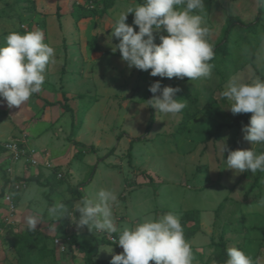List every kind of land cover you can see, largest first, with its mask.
Listing matches in <instances>:
<instances>
[{
  "label": "rangeland",
  "instance_id": "obj_1",
  "mask_svg": "<svg viewBox=\"0 0 264 264\" xmlns=\"http://www.w3.org/2000/svg\"><path fill=\"white\" fill-rule=\"evenodd\" d=\"M139 1L0 0V46L10 32L39 30L57 59L46 68L41 92L20 109L0 102V264H86L95 241L101 245L94 263L110 264L123 252L119 231L75 226L76 205L101 188L117 193L119 230L169 212L181 222L193 211L198 223L184 225L193 232L187 240L193 264H216L220 238L226 250L236 247L264 264V206L258 203L264 172L235 173L227 169L228 153L220 151L226 142L233 151L264 152V145L243 139L252 114L233 115L220 96L233 76L264 79V2L204 0L214 67L210 78L190 81L129 69L119 50L112 52L119 39L111 37V27ZM133 18L129 14L126 23ZM230 18L234 25L225 36ZM154 35L159 44L167 33ZM157 81L181 89L174 97L187 104L181 113L149 106L148 88ZM8 143L27 157L15 160L4 148ZM13 193L11 206L5 198ZM57 203L68 209L62 219L48 213ZM33 214L41 224L28 232L24 218Z\"/></svg>",
  "mask_w": 264,
  "mask_h": 264
},
{
  "label": "clouds",
  "instance_id": "obj_2",
  "mask_svg": "<svg viewBox=\"0 0 264 264\" xmlns=\"http://www.w3.org/2000/svg\"><path fill=\"white\" fill-rule=\"evenodd\" d=\"M132 13L134 18L129 25L126 20ZM205 15L204 0H143L142 4L128 7L116 18L111 37L119 39V43L112 47V52L119 50L122 62L129 69L151 70L152 77H187L190 81L210 78L214 50L207 39ZM134 26L138 31H134ZM161 31L167 35H159ZM154 33L159 35V44L155 42ZM44 39L39 30L24 34L10 32L0 46V102L6 101L9 108L20 109L33 94L40 93L46 68L57 63L55 49ZM148 91L153 94L147 101L149 106L160 114L176 116L187 107L184 100L174 99L181 91L178 87H162L157 81ZM157 93L159 95H155ZM220 96L230 101L228 109L233 115L252 114L249 124L242 128L243 139L252 145H264V81L257 78L249 83L242 76H233ZM220 151L228 153L227 169L235 173L264 172V152L257 153L253 147L233 151L226 142ZM118 203L114 190L101 188L95 198L85 196L75 207V213H79L78 219L75 216L78 229L86 226L89 232L95 230L109 235L119 231L117 244L123 252L113 255L110 264H149L150 261L154 264H193L192 246L185 239L176 215L169 212L157 219L148 218L133 228L119 230L113 213ZM258 203L264 206V199ZM67 212L63 203L48 208L49 215L54 218L62 219ZM24 223L28 232H35L41 224L38 214L25 216ZM226 251V264H259V260L254 262L236 247Z\"/></svg>",
  "mask_w": 264,
  "mask_h": 264
},
{
  "label": "trees",
  "instance_id": "obj_3",
  "mask_svg": "<svg viewBox=\"0 0 264 264\" xmlns=\"http://www.w3.org/2000/svg\"><path fill=\"white\" fill-rule=\"evenodd\" d=\"M139 2H140V4H142L143 0L139 1ZM110 4L111 3H109V5H108L109 7L111 6ZM259 16H260V11H259V15H258L256 20H259ZM229 22H230L229 25L225 28V31H224L225 36L228 35V33L231 30V27L234 25V23L232 22L231 18L229 19ZM92 51H97V48L93 47ZM262 81H264V79H262ZM65 110L68 111V112H71V110L67 106H65ZM152 123H153V118L151 117L150 122H149L146 130H150ZM220 128H221L220 126L217 128V130H216L217 132L215 133V137L218 136V132L220 131ZM4 186L1 189L0 195L2 194V192L4 190ZM78 198H80L79 195H78L77 199ZM187 222H191V223L197 224L198 223V213L197 212H193V211L186 212L181 218V225H182L183 230H184L185 239L189 240L190 238H192L193 232L190 231V230L184 229L185 228L184 225ZM118 238L119 237L116 236V239H118ZM100 245H101V243H99L98 241H95L94 246L91 247L88 250V252L86 254V264H95L94 261H93V258L97 255L98 248H99ZM214 246L219 249V253L217 254V256L215 258V263L216 264H226V260L228 259V257H227V251H226L225 243H224L223 239L220 238L219 243L215 244Z\"/></svg>",
  "mask_w": 264,
  "mask_h": 264
},
{
  "label": "built area",
  "instance_id": "obj_4",
  "mask_svg": "<svg viewBox=\"0 0 264 264\" xmlns=\"http://www.w3.org/2000/svg\"><path fill=\"white\" fill-rule=\"evenodd\" d=\"M1 110V109H0ZM5 150L8 151L15 160H19V159H22V158H26L27 157V154L26 152L22 151L19 149L18 145L15 144V143H8L4 146ZM29 162H31V164H35L36 161L33 159H31ZM8 195H6L7 197ZM6 199V202L8 203V205L10 204L11 205V199ZM12 206V205H11Z\"/></svg>",
  "mask_w": 264,
  "mask_h": 264
}]
</instances>
